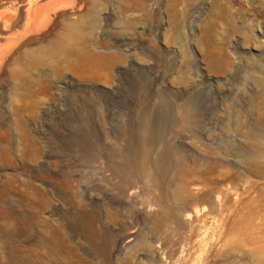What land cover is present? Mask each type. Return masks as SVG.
I'll return each mask as SVG.
<instances>
[{
  "label": "rangeland",
  "instance_id": "374dc122",
  "mask_svg": "<svg viewBox=\"0 0 264 264\" xmlns=\"http://www.w3.org/2000/svg\"><path fill=\"white\" fill-rule=\"evenodd\" d=\"M0 5L19 27L27 0ZM66 7L0 66V264H79L64 243L150 264L168 237L189 264H264V0ZM108 155L120 166L105 177ZM157 202L200 225L157 230Z\"/></svg>",
  "mask_w": 264,
  "mask_h": 264
},
{
  "label": "bare ground",
  "instance_id": "6f19581e",
  "mask_svg": "<svg viewBox=\"0 0 264 264\" xmlns=\"http://www.w3.org/2000/svg\"><path fill=\"white\" fill-rule=\"evenodd\" d=\"M76 1L77 0H27L26 13L23 17V22L19 27L16 22V18L19 17V10H18L19 7L16 8L17 7L16 6L10 8L7 6V8L2 9L0 11V24H1L0 27L3 31L6 32L7 39L6 40L4 39L5 42L2 45H0V66L2 63L5 64V61L8 58V54L10 53L12 48H14V45H16L17 41L21 37H23L24 34H26L29 31H36L41 28H46L47 26H49V24H53L52 23L54 22L53 17H55V14H57L58 12L57 10L62 7L67 8L66 6H70V8L73 9L74 5L76 4ZM106 158L108 161L105 162L104 167L101 166L98 168L97 173L105 177H108L111 175L109 171H111V173L114 174L115 172L118 171V167L120 165L118 163L116 164L113 161V159L109 157V155ZM106 167H108V169ZM141 167L143 173L147 175L151 173H153L154 175L155 173L158 174L161 169L160 164L158 162L150 160L148 154H145V159ZM186 183L188 184L187 181ZM152 205L162 206L163 208H165V215L163 217H159L157 220L156 227L157 230L159 231L161 230L160 229L161 226L165 224L167 227L173 229L174 231H180V232L188 231L189 233H191L194 226L200 225L199 223L200 218L198 212L189 205L172 207V206H168L167 204H161L160 202L153 203ZM234 226L229 231H226L222 234V240L225 243L233 239L236 230V227ZM132 240H133V235L130 233L129 236L121 240L118 246L125 247ZM157 245L160 246V249L152 253L151 257L148 259V263L155 264V262L160 260L161 264H189L188 263L189 259L185 253L186 248L184 241L180 239L175 240L171 237H168L166 240L159 239ZM64 246L69 252H71V254L73 253L76 256V260L80 262V263L78 262L79 264H95L93 260H85L82 257V255L78 252L75 246L68 243H64ZM167 250H169L170 253H167ZM33 252L31 253V260L33 259L34 256ZM48 252L50 256L54 254L52 250H49ZM92 255L94 254L92 253ZM100 261L103 262L104 260L101 259Z\"/></svg>",
  "mask_w": 264,
  "mask_h": 264
}]
</instances>
